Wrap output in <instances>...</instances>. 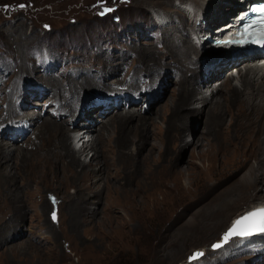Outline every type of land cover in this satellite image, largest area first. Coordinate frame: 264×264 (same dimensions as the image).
Instances as JSON below:
<instances>
[{
	"label": "rangeland",
	"instance_id": "obj_1",
	"mask_svg": "<svg viewBox=\"0 0 264 264\" xmlns=\"http://www.w3.org/2000/svg\"><path fill=\"white\" fill-rule=\"evenodd\" d=\"M163 1L168 2V5L151 4L141 0H0L1 117L7 116L6 108L9 105L6 97L9 93H13L16 98L22 96L26 103L30 101L27 111L33 114V108L37 113L40 107L49 101V98L45 99L47 95L37 96L46 85L53 87L47 91L50 97L55 92L62 96H66L68 92L76 94L79 89L77 81L81 82L85 76L87 85L97 79L104 82L101 84L103 88H117L121 85L113 79L124 78L131 67L135 68L137 79L141 76H152L160 71L164 93L163 99L155 101L153 109L148 113L143 114L140 111L141 104L131 109L136 110L137 119H145L143 123L148 125L145 133L141 129V121L118 124L117 117L120 112H109L106 114L107 118L102 116L103 121L100 120L97 124L101 127H104L106 121L113 124L107 127L109 133L101 131L104 136L100 142H91V139L99 134L100 127L98 132L93 130L83 134L81 131L79 138L72 142L71 130H74V127L67 125L69 118L73 117L70 113L72 107H63L66 113L62 118H57L56 123L68 126L64 137L67 146L75 152L81 162L88 165L89 179L80 176L81 168L71 162L65 150L60 153L54 146H48L61 143V139H58L57 143L56 139L53 140L54 128L43 129L42 124L47 115L40 118L35 126L30 127V131L23 138H19V141L14 142L16 139L10 138L14 139L15 146L20 148L19 152L15 151L10 158L5 154L1 155L0 151V264H191L188 263L189 256L197 250L204 252L199 264H264V245L248 243L258 234L247 237L244 240L247 243L238 242L239 238H233L236 240H233L227 249H211L215 241L221 240L222 234L235 221L234 218L264 201V190L244 191L246 195H242L241 199L237 198L240 191L233 183L238 181L246 170L233 174L236 165L222 161L219 153L210 154L213 147L218 151V144L214 139L203 141L205 148H210L209 152H206L207 158H196L193 145H186L206 133L205 128L211 115L197 110L184 111L183 115L179 116L173 113V102L181 101L179 91L188 89L186 80L192 77V72L187 70V79L181 86L178 72L175 71L172 75V72L168 71L171 66L175 69V58L168 56V49L159 54L158 50L164 48L163 41L166 44V37L163 38L164 28L179 23L176 19L160 22L165 16L161 11L165 9L168 14H175L181 12V6L186 4L181 3L182 0ZM210 1L215 7L221 0ZM205 6L206 4L199 2L198 7H202L206 15ZM238 10L241 8L236 9ZM177 15L185 21L191 17ZM220 21L221 19L213 20V23ZM192 25L193 23H187V30L191 29ZM217 26L218 24H215L213 29ZM173 32H180V28L171 29L170 34ZM165 33L168 36L166 30ZM192 37L195 41L197 35ZM173 38L170 42L175 46ZM153 45L155 47H151ZM87 47L88 51L85 50ZM121 50H129L125 61H121L126 57V53ZM101 51L105 53L102 52V55ZM111 52L115 53L110 56ZM20 53L26 57L20 56ZM97 53L99 54L96 58L103 57L95 61ZM199 53L198 56L201 57L202 53ZM114 55L119 59L112 61L111 57ZM178 57L179 54L176 55V58ZM194 59L197 62L199 58ZM118 63L119 70L116 68ZM76 64H79L81 71H84L82 66L90 68H86L87 72L84 71L83 77L73 74L67 77L70 72L77 71ZM188 66L192 68L195 65ZM232 66L228 70L234 67L237 70L240 66L245 68L242 61L233 62ZM211 68L212 65L204 64L205 73ZM105 70L112 73L104 74ZM235 70L232 82L239 86L241 94L238 92L234 96L239 100L244 95L245 98L250 97L255 87L249 90L251 85H247L244 89ZM133 72L134 69L127 77ZM225 73L227 74V70L223 74ZM223 74L214 77L213 82L222 83L231 73L225 78ZM44 75L55 77L58 82L50 77L45 78ZM183 75L186 77L185 71ZM254 77L258 78L256 75ZM22 81L35 84L26 83V88L33 92L26 91L25 83L20 86ZM177 81L178 83H175ZM189 82L193 87L194 83ZM207 82L205 84H208ZM196 86L201 92L211 90L204 88L203 84ZM82 89L81 96L92 91L89 90L90 87L86 89V86ZM162 89L159 90L158 96H161ZM224 93L226 98L231 94L229 88ZM136 95L140 97L141 92ZM200 95V92L196 93L197 98ZM145 99L144 95L142 101ZM42 100L41 104H36V101ZM192 103L191 107L202 106ZM232 105L233 103L227 109H231ZM40 111L46 113V108ZM75 111L76 109L73 113ZM128 111L121 112L125 114ZM16 113L20 117L24 111L17 108ZM218 117H212L211 125L215 128L214 123L225 122V127L222 124V127L220 124L216 127L220 131L224 128L226 130L221 131L223 134L220 133L218 137V140L222 141L225 136L231 134L232 126L229 128V118ZM47 119L44 125L53 122ZM7 121L9 118L5 122ZM184 124L185 128L182 127ZM39 126L43 129L41 133L37 129ZM18 130L11 129L10 133H19ZM47 130L51 132L48 133ZM184 131L185 136L181 141L179 134ZM86 135L91 138L90 146L85 149L76 147L78 143L85 141ZM81 137L83 138L78 142ZM6 138L0 136V148L3 143L9 141ZM141 140L142 149L136 150V146L141 145ZM180 141L181 146L178 148L177 142ZM152 146L154 149L149 151ZM46 153L52 154V159H45ZM130 155H136L137 160L129 161ZM252 164L255 165V162ZM154 170L168 172L169 177L175 174L176 184L174 180L157 187L147 183L148 174L151 175ZM213 183H216V186L210 192L207 187ZM226 189L222 198L230 200L223 211L215 214L212 208L216 207L218 202L207 203L217 193ZM198 210L200 211L197 213ZM53 214L56 219H53ZM261 241L264 243V235ZM235 244L239 247H234ZM257 250L260 253L256 255ZM223 256L225 258L221 260Z\"/></svg>",
	"mask_w": 264,
	"mask_h": 264
},
{
	"label": "bare ground",
	"instance_id": "obj_2",
	"mask_svg": "<svg viewBox=\"0 0 264 264\" xmlns=\"http://www.w3.org/2000/svg\"><path fill=\"white\" fill-rule=\"evenodd\" d=\"M141 1H146L147 3L151 2V4H161V5L163 4L164 6L168 5V2L163 1V0L162 1L161 0H152V1L151 0H141ZM250 1L251 0H248V1L247 0H221L214 7L210 0H182L181 3L186 4V5L181 6V9L183 12L182 11L180 12L179 10H177L179 12H177L175 14H168L165 11V9L163 11H161L162 13H164L165 16L163 17V19L161 18L160 22L173 21L176 19L179 21V23H173L170 27L167 26L169 28H167V29H165L166 27L164 28L163 38L166 37L165 38L166 44H165V41H163L164 48L162 50H158L156 48L159 51L160 55L168 49V51H170L168 56H171L173 59L175 58V60H176V65L174 66L175 69L171 66V67H169L168 71L172 72V75L175 71L178 72L177 73V74H179L178 81L180 80L181 86L183 85V81L185 79H187V72L188 71L192 72L191 73L192 77L190 79L186 80V84H188V89L179 91L178 95L181 97V101H179V102L178 101L175 102L174 100H173L174 102L172 101L173 105H174V112L173 113L175 115L179 116V115H183L182 112H184V111H195V110H197L198 112H203L205 114L211 115L208 118V123H207V126L205 128L206 133L205 134L202 133L201 136L197 138V140H194L191 143H187L186 145L187 146L193 145V147L196 149V152H195L196 158H200V159L201 158H207L208 155L206 152H209L210 148L206 149L205 148L206 144L203 141L214 139L217 141L218 151H216V149L213 147L212 148L213 151L209 152L210 154L219 153L222 161L231 162L232 164L236 165V170L233 172V174L238 173L239 171L246 170V172L243 174V176L238 181L233 183L238 187L237 189L240 191V194L238 192V194H239L238 197L236 196L239 199L242 198V195H244L246 191L264 190V63H262V64L256 63L257 59L249 60V59H247V57H244V54L235 55L236 57L234 59L229 60V61H225V58H223L222 56H214L213 52L215 51L214 49H217V47L210 46L209 42L205 39V37L208 35H211L214 38L215 35H219L217 33V28L227 24L225 22L228 19L227 17L230 14L234 13L236 11V9L244 7V9H241V11L247 10L246 5H247V3H250ZM199 2L206 4V6L204 7L206 15L203 13V8L198 7ZM236 2L238 4H235ZM188 5L190 6L189 8H188ZM163 8H165V7H163ZM190 9H191V11H190ZM192 10H193V13H191ZM172 11H175V10H172ZM158 14H160V13H158ZM177 14H179V15L183 14L184 16H187V17H189V15H190L191 17L189 20L185 21V19L182 20L180 18V16L178 17ZM203 16H204V18H203ZM215 16H217V17L214 19H211V17H215ZM202 19H204L203 20L204 24L203 23L200 24V21ZM217 19H221V21L216 22L215 24H218V26L216 29H213V26L215 25L213 23V20H217ZM187 23H193L191 29H189L190 31L187 30V28H186ZM155 24H157V23H155ZM194 25H196V26H194ZM178 27L180 28V32H173L170 34L171 29L177 30ZM165 30L167 31V35L169 37L166 36ZM196 30H197V32H195ZM175 34H178L179 36H174ZM223 34L224 33H221L220 36H222ZM192 35H197V38H199L200 41H194ZM172 37H174L173 39H174V42L176 44L175 46H174V44H171V42H170V39H172ZM177 39H179V41ZM144 43H146V42H144ZM151 47H155V46L153 45ZM85 50L88 51L89 50L88 47ZM122 51L123 50H121V52ZM127 51H129V50H127ZM127 51H123L126 53V57H125V59H123L121 61H125L127 59V56H128ZM102 52L105 53V51H101L100 53L102 55H103ZM199 52L202 53L201 57L198 56L200 54ZM113 53H115V52H113ZM113 53L111 52L110 56ZM117 53H119V52H117ZM98 54L99 53H97L95 55V61H96V59L103 57L102 56V57L96 58V56ZM178 54L180 55V57L176 58V55H178ZM193 54L194 55L196 54V55L193 56ZM19 55L23 56L22 53H20ZM110 56L108 57L109 59H110ZM192 56L194 58H199L198 61L196 62L195 61L196 59L192 58ZM23 57H26V56H23ZM107 59H103V60H107ZM114 59H119V58L118 57L116 58L114 55L111 57V60L114 61ZM138 59H139V55L137 57V60ZM259 59H263V58L260 57ZM111 60H110V62H111ZM237 61H242V64H245V68L243 69L240 66V68H238L237 70L234 69L235 67L228 70L229 67H233L231 65V63L232 62L237 63ZM114 63L116 64V62H114ZM114 63H112V64H114ZM22 64H23V62H22ZM190 64H194L195 66H193L191 68V66L190 67L188 66ZM204 64L212 65V68L208 70L207 74L205 73ZM21 66H23V65H21ZM45 66L47 67L48 64H45ZM76 66H78L77 71L70 72V74L67 77H69L71 74L79 77L84 73V71L87 72V69L90 68V67H86L87 68L86 69L84 66H82V69L84 71H81V69L79 68V64H76ZM91 67H93V66H91ZM119 67H120V65L118 63V66L116 67L117 70H119ZM22 68L24 69V66ZM111 68H112V66H111ZM199 68H200V71H199ZM47 69H51V68H47ZM132 69H134V72L129 77V84H128L127 90H129L132 94H135V97L137 100L133 103L132 107H129L128 110H131L133 107L139 106L141 104V106H140V111H141V108L144 106L145 102L147 101V99H145V101H142V98H144V95H145V98L147 96H152L151 98H154L153 102L151 103V108H152V105L155 101H157L159 98L163 99V97H164L163 89L161 86V83H162L161 74L162 73L159 71V72H156L152 76H146L145 78H142V76H141L140 78L137 79V74L135 73V68L131 67L128 70V72L124 78L120 77L117 80L116 79H113V80L116 81V83L118 85H125V81H127L126 77L131 72ZM226 70H227V74L228 73H231V74L227 75L225 73V75H224L223 73ZM234 70L238 72V74L240 76L241 86H244V89H246L247 85H251L249 90L253 89L255 87L253 92L250 93V95H249L250 97L245 98L244 97L245 95H244L239 100L234 96L235 93L239 92V86L237 84H233V82H232V80L234 78V72H233ZM184 71L186 73V77H184V75H183ZM213 71L215 72V74H211V72H213ZM105 72H107L108 75L110 73H112V72L106 71V70L103 73L105 74ZM104 74H103V76H105ZM222 74L224 75V78L227 75V78L225 79V81H223L222 83L218 82V81L213 82L214 77L220 76ZM254 75H256V77L258 76V78L254 79L255 78ZM83 76L84 75H82V77ZM44 77L45 78L50 77L53 80H55V82H58V80L55 77H51L50 75L49 76L44 75ZM106 77L107 76H105V78ZM84 78L85 79L82 80L81 82L77 81V79H76V81L78 82L77 87L79 88L77 90L76 94H72V93L68 92V94L66 96H62L59 93L55 92L54 95H51V97H50V94L49 93L47 94V91L50 89H53V87L46 85L41 89L40 92L37 93V96L42 97L44 95H47L45 97L46 100H48V98H50L51 103L46 108V112L48 113L47 118L51 117V118L55 119V120H53V119L45 118L43 121V124H42L43 129L46 130L48 127H50L51 129L54 128L53 137L55 136V138H53V140L56 139L55 142L57 143V140L61 139V143H57V144L54 143L55 145L49 144L48 146L49 147L54 146L53 148L59 149L60 153H62V151L65 150V154L68 157H70L71 162L73 164H77L78 167L81 168L80 169V176H82L83 179H89L90 170L88 169V165L84 162H81L79 157L75 154V152L71 148H69V146H67V142H66L64 137H65V134L67 132L68 126H72V127L74 126V130H71V132H75V127L82 125V128L79 129V131L84 130L85 131L84 133H89L90 131H93V130L97 131V130H99V127H100L99 134L96 137L94 136L91 139V142L93 140H95V142H97V141L100 142L104 136V133H101V131L105 130L108 132L107 127L111 126L113 124L109 121H106V122H104V127H101V125H97L99 123V121L101 120L102 116L105 119L107 118L106 117V114H107L106 110L107 109L103 110V112H102L101 110L104 107L101 106V107L89 110L86 108V106H85L86 104L84 102L88 97L81 96V94H82L81 92L83 91V89H82L83 87L86 86V89L90 87L89 90H100L101 88H103V87H101V84H103L104 82L98 81L96 79L92 84L87 85L86 84V76ZM65 81H66V79H65ZM74 81H75V79H74ZM178 81L175 83H178ZM189 81H192V83H194L193 87L191 86V83ZM204 81H206V82L208 81L207 82L208 84H205L206 82H204ZM22 82L20 83V86L24 85V83H25V88H26L27 82H23V83ZM171 83L172 82H170V84ZM216 83H219V84L217 86H214ZM228 83H230L229 86H228ZM14 84H13V86H14ZM27 84L35 85L32 83H27ZM199 84H203V85H205L204 88L208 87V89L210 88L211 90L209 89L210 90L209 92H208V90L201 92V90H199V88L196 86ZM19 88H17V89L19 90ZM228 88H229V93L231 92V94L228 96V98H226L224 92L227 91ZM110 89H111V91H115L118 93V88H110ZM160 89H162V93H161V96H158ZM29 90L32 91L31 89L26 88L27 92ZM57 90H59V89H57ZM125 92H128V91H125ZM138 92H141L140 97L136 95ZM148 92H151L150 95H147ZM199 92L201 93V95L197 98L196 93H199ZM222 93H223V95H222ZM247 93H249V92H247ZM217 95H220V96H217ZM218 97H219V99H217ZM221 97L223 98V100ZM6 100H7V105H9L6 108L7 116L1 117V114H2L1 111L2 110L0 109V126H2V130L0 131V136L6 138V134L8 133V138H6V139L9 141L2 144V148H0V151L2 152L1 155L5 154V155H7L6 157L10 158L20 148V147L15 146V144L13 143V140L16 139L14 142H17V141H19L20 137H24V136L17 135L16 137H13V135L9 131H6V129H9V130L13 129L12 126L9 124V122L11 121V119L13 120L15 118L16 119L18 118V119L22 120V122L24 120L26 123H28L30 127L35 126L37 124V122L39 121V119L41 118V111L40 110H43L44 107L42 105V107H40V109L37 113L35 112V108H33L34 113L31 114V113H29V111H27V109H29L27 105L30 104V101H29V103L24 102L23 101L24 98H22V96H19V98H16L13 93L12 94L9 93L8 96L6 97ZM193 101H195V102H193ZM36 102H37L36 104H41L43 102V100L41 102H38V101H36ZM58 103L61 104V106H60L61 110H63V107L65 105H69L72 107L70 113H72L73 117H70L69 120L67 121L68 122L67 127L65 126V124H57L56 123L57 118L53 117L50 114V110L52 108L56 107V104H58ZM191 103L192 104H199L202 106L196 107V105H195V107H191L190 106ZM232 103H233L232 108L227 109L229 107V105H231ZM122 106H123L122 109L117 112V113L120 112L119 115L117 114L118 115L117 123L118 124L125 123V125H126V124H130L131 122H134L135 120L141 121V125H140L141 129L145 133L148 129V125L143 123V121H145V119H137L138 117L136 115V110H134L135 108L133 109L134 111L126 110V111H128L127 113H125V114L122 113L121 111H125L124 110L125 105L123 104ZM17 108H19L21 111H24V114L20 117L17 116V113H16ZM151 108L148 112L151 111ZM74 109H76L75 113H73ZM91 111L94 112L92 115L90 114ZM10 112H12V113H10ZM148 112H142V113L144 114V113H148ZM115 114H113V115H115ZM216 116H219L220 118L225 117L226 119L229 118V128H231V126H232L231 134H228L227 136H225L222 141H219L218 137L220 136L221 131L226 132V130L224 128V130L220 131L216 127H218L219 124L222 127V125L225 122L223 123V121H218V122L214 123L215 128H213V126H212L213 125V118L212 117H216ZM60 117L62 118L63 115H61ZM7 118H9V121L5 122L7 120ZM46 119H47V121H53V122H47L44 125ZM96 119H98V121ZM101 121H103V120H101ZM20 122L21 121H19V123ZM16 123H18V121ZM5 124H6V128L4 126ZM42 125H40V126H42ZM56 125H59V127L55 128ZM40 126L37 127V129L40 130V133H41V131H43V129ZM247 126H248V128H246ZM182 127L185 128V124L182 125ZM48 131H50V130H47V132ZM221 134H223V133H221ZM149 136H147V137H149ZM179 136L182 137L181 141H183V138L185 136V131L183 133L179 134ZM143 137H144V135H143ZM10 138H14V139H10ZM82 138L83 137H81L78 140V142H80ZM124 139H126V137ZM181 141L177 142L178 148L181 146ZM72 142H73V140H72ZM89 142H90V139L87 142L83 141V145H82L81 149H83V148L85 149L88 146H90ZM123 143H125V140ZM141 143H142V140L140 141L139 144H141ZM37 147L40 148V146H37ZM143 148H145V147H143ZM137 149L141 150L142 144L136 146V150ZM153 149H154V147L152 146L149 151H152ZM44 157H45V159L46 158L52 159V154L46 153L44 155ZM128 159H129V161H136L137 157H136V155H130L128 157ZM53 162H54V160H53ZM192 162L193 161H191V163ZM253 162H255V165L252 164ZM104 163L106 164L105 161H104ZM100 165H102V164H100ZM8 166H10V165H8ZM3 168L4 167H2V169ZM10 172H12V171L10 170ZM10 172L8 173V175L10 174ZM174 175H171L169 177L168 172L165 173V172L160 171V170H154L151 175L148 174L147 183H150V184H152V186L157 187L164 182H168L169 180H174V182L176 184L177 178ZM150 184H149V186H150ZM215 184L213 183L212 186L207 187L210 192L212 190H214V186H216ZM226 191H227V189L222 191V192L217 193L215 195V197L213 196L211 198V200L207 203V204H209L212 201L218 202L217 206L212 208V210L214 209L213 213H215V214L219 213L220 210L223 211V208L226 207L225 205L230 200L228 198H224V199L222 198V196L225 194ZM141 198H140V200H141ZM63 199H65V198H63ZM207 204L205 206H207ZM209 206L210 205H208V207ZM258 206H264V201L254 205V208L258 207ZM251 209H253V207L249 208L247 211H249ZM200 210H198L197 213ZM244 213H242V214H244ZM242 214H240V215H242ZM236 218H234V219H236ZM256 234H258V235L255 238H251L248 243H255L256 242V243H261L264 245V243H262V241H261V238L264 235V233H260V234L256 233ZM256 234H254V235H256ZM233 238H239L238 242H241V241H244L247 237H233ZM233 238L229 240V243H227L228 245L226 244L224 246V248L219 249V251H221L223 249H227V247L232 243V241L236 240ZM244 242L247 243V241H244ZM243 245H245V244H243ZM234 247H239V246H236V244H235ZM259 253L257 250L256 255ZM224 258H225V256H223V258L221 260H223ZM201 259H200V257H198V258H196L195 261L188 262V263L199 264L202 262Z\"/></svg>",
	"mask_w": 264,
	"mask_h": 264
},
{
	"label": "snow or ice",
	"instance_id": "obj_3",
	"mask_svg": "<svg viewBox=\"0 0 264 264\" xmlns=\"http://www.w3.org/2000/svg\"><path fill=\"white\" fill-rule=\"evenodd\" d=\"M20 7L23 8L25 6L20 5ZM108 11H111V9H108ZM261 23H264V21H261ZM262 36H264V33L256 34L257 43H264V39H261ZM53 219H56L55 214H53ZM256 233H264V209L250 212L235 221L234 225L224 234L222 242H218L212 247L214 249H219L223 247L224 244L228 243L233 237H249ZM196 255L203 256L204 253L200 252ZM193 259H195V257H193Z\"/></svg>",
	"mask_w": 264,
	"mask_h": 264
},
{
	"label": "water",
	"instance_id": "obj_4",
	"mask_svg": "<svg viewBox=\"0 0 264 264\" xmlns=\"http://www.w3.org/2000/svg\"><path fill=\"white\" fill-rule=\"evenodd\" d=\"M260 209H264V207H258V208H255V209H253V210H250V211L244 213L243 215L237 217L235 221H237L238 219L244 217L245 215H247V214L250 213V212L258 211V210H260ZM233 225H234V224H233ZM233 225H231V226L226 230V232H227V231H228ZM214 244H216V243H214ZM196 254H197V252H194L192 255H190V256H189V260L193 259V257H195V258L198 257Z\"/></svg>",
	"mask_w": 264,
	"mask_h": 264
}]
</instances>
